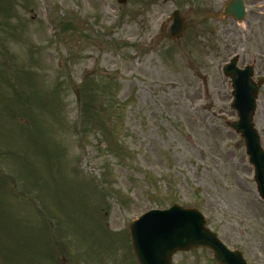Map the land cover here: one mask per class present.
Masks as SVG:
<instances>
[{
    "label": "rangeland",
    "instance_id": "1",
    "mask_svg": "<svg viewBox=\"0 0 264 264\" xmlns=\"http://www.w3.org/2000/svg\"><path fill=\"white\" fill-rule=\"evenodd\" d=\"M7 1L0 264H137L130 224L174 204L264 264V203L244 140L227 126L237 116L222 71L238 55L264 78V0H246L240 25L217 19L230 0ZM176 9L204 16L205 36L171 41ZM22 96L33 107L21 124ZM254 124L264 149V83ZM173 264L217 263L200 249Z\"/></svg>",
    "mask_w": 264,
    "mask_h": 264
},
{
    "label": "water",
    "instance_id": "2",
    "mask_svg": "<svg viewBox=\"0 0 264 264\" xmlns=\"http://www.w3.org/2000/svg\"><path fill=\"white\" fill-rule=\"evenodd\" d=\"M118 3L125 5L127 0H118ZM245 13L244 0H233L225 15L242 21ZM172 18L174 24L170 33L171 38L175 39L181 36L184 22L177 13ZM224 71L232 79V109L238 115V121L230 127L246 141L247 154L256 171L258 190L264 199V152L252 123L260 87L251 81L253 73L249 67L239 70L233 61ZM205 225V219L199 211L185 210L178 206L144 214L131 225L133 249L138 264H172L176 252L196 248L212 250L220 264H246L241 253L228 250Z\"/></svg>",
    "mask_w": 264,
    "mask_h": 264
},
{
    "label": "trees",
    "instance_id": "3",
    "mask_svg": "<svg viewBox=\"0 0 264 264\" xmlns=\"http://www.w3.org/2000/svg\"><path fill=\"white\" fill-rule=\"evenodd\" d=\"M8 5H10V2L7 1V0H0V14L1 16H5V14H8L9 13V7ZM5 27V29H4ZM1 29H4L3 32H1L0 34V45L1 46H4V45H8L7 43L10 42V38L12 36V27H9V22L8 20H4L2 23H0V30ZM8 47V46H7ZM6 54V53H5ZM6 63L3 64V68L5 67ZM1 68V67H0ZM17 100H18V104H19V111L18 113L21 115L19 117V120L21 121V124H22V119L23 118H27V117H24L25 115L27 116L28 113L31 114L29 112V110L31 109V107H33L32 105V101L27 98V97H17ZM5 102V101H4ZM85 110L88 108V104L87 103H84L83 104ZM13 116H15L13 114ZM24 127H27V126H24Z\"/></svg>",
    "mask_w": 264,
    "mask_h": 264
},
{
    "label": "flooded vegetation",
    "instance_id": "4",
    "mask_svg": "<svg viewBox=\"0 0 264 264\" xmlns=\"http://www.w3.org/2000/svg\"><path fill=\"white\" fill-rule=\"evenodd\" d=\"M193 28H194V26H193ZM163 29H164V27H163ZM205 48L207 49L208 47L206 46Z\"/></svg>",
    "mask_w": 264,
    "mask_h": 264
}]
</instances>
